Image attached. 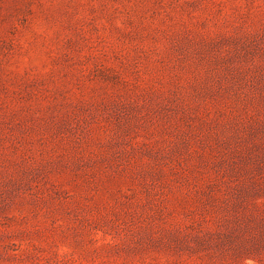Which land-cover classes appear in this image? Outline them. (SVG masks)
<instances>
[{
    "label": "rangeland",
    "instance_id": "rangeland-1",
    "mask_svg": "<svg viewBox=\"0 0 264 264\" xmlns=\"http://www.w3.org/2000/svg\"><path fill=\"white\" fill-rule=\"evenodd\" d=\"M0 264H264V0H0Z\"/></svg>",
    "mask_w": 264,
    "mask_h": 264
}]
</instances>
